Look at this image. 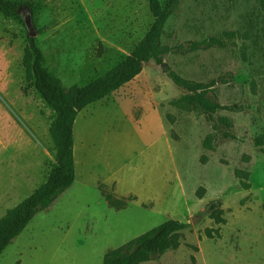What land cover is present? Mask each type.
Here are the masks:
<instances>
[{
    "label": "rangeland",
    "instance_id": "rangeland-1",
    "mask_svg": "<svg viewBox=\"0 0 264 264\" xmlns=\"http://www.w3.org/2000/svg\"><path fill=\"white\" fill-rule=\"evenodd\" d=\"M29 1L23 16L0 10V219L57 164L58 112L25 64L32 37L69 89L109 72L155 21L150 0ZM170 9L164 62H145L133 80L80 110L75 181L0 264H103L109 249L169 218L187 223L180 246L137 264H264V0H175ZM172 70L214 83L206 94L223 107L206 111L185 99L202 89L178 84ZM208 227L221 235L209 237Z\"/></svg>",
    "mask_w": 264,
    "mask_h": 264
},
{
    "label": "trees",
    "instance_id": "trees-1",
    "mask_svg": "<svg viewBox=\"0 0 264 264\" xmlns=\"http://www.w3.org/2000/svg\"><path fill=\"white\" fill-rule=\"evenodd\" d=\"M174 1L169 0L167 6H164L161 0H150L155 21L131 53L109 72L84 86L74 85L69 89L64 87L62 79L44 66L45 56L32 37V46L27 51L25 64L30 77H35L36 87L58 112L52 126L58 147L57 164L44 185L37 188L0 219V254L40 210L50 206L75 181L74 124L80 110L133 80L143 70L145 62L151 59H155L157 63L164 62V54L170 51L171 47L162 42V34L171 15L170 6ZM32 8V2L29 0H0V10L7 15L23 16L24 11H32ZM212 40L219 42L216 37H213ZM201 43L196 42L195 46ZM170 75L178 84L187 87L190 91L195 88L202 89L186 95L185 99L191 98L196 105L206 111L215 112L223 107L220 102L210 99L206 94V89L214 83L195 82L183 77L175 70H172ZM207 144L209 145V142ZM242 185L249 188L251 183L243 180ZM107 195L110 202H114L117 206L121 205L118 202H121L122 199L113 201L111 193ZM211 208L219 221H227L223 210L217 203H212ZM186 227V222L169 218L126 243L109 249L104 255L103 264H137L150 259L155 253L176 249L181 244L183 230ZM206 234L209 237L220 236V227H208Z\"/></svg>",
    "mask_w": 264,
    "mask_h": 264
},
{
    "label": "water",
    "instance_id": "water-1",
    "mask_svg": "<svg viewBox=\"0 0 264 264\" xmlns=\"http://www.w3.org/2000/svg\"><path fill=\"white\" fill-rule=\"evenodd\" d=\"M25 21H26L27 26H28L29 34L31 36L37 35L38 31L35 28L34 21H33V17H32V13L31 12L30 13H26Z\"/></svg>",
    "mask_w": 264,
    "mask_h": 264
}]
</instances>
